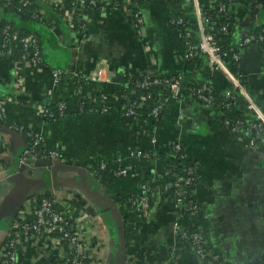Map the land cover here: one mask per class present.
Masks as SVG:
<instances>
[{"label": "crops", "instance_id": "crops-1", "mask_svg": "<svg viewBox=\"0 0 264 264\" xmlns=\"http://www.w3.org/2000/svg\"><path fill=\"white\" fill-rule=\"evenodd\" d=\"M38 1L47 8L43 0ZM259 1L262 0H230L236 25L224 46L230 54L238 55V68L234 73L239 71L250 97L264 107L261 46L240 47L246 35L264 27V2L260 4ZM191 5V0H150L143 5L141 36L123 11L90 13L86 37L75 39L77 48L72 45L67 26L55 25L52 31L49 30L50 35L42 37L44 40L53 37L57 46L46 42L43 63L27 68L21 76L10 66L8 59L0 60V98L11 96L0 99V104H4L0 110V125L7 126V121H13L25 132L40 138L46 149L56 150L70 161L65 163L70 166L61 170L56 167L57 171L51 177L58 187L52 186L50 190H69L88 200L94 236L99 244H104L97 254L98 264L111 263L113 232L87 193L106 194L116 202V197L135 194L139 189L131 177L114 183L97 180L88 172L87 166L93 164L96 157L104 161H114L119 155L127 157V150L136 147L137 133L125 122L123 99L121 102L113 100L107 113L94 110L77 114L75 110L53 122H46L39 108L43 100L48 101L55 93L71 105L78 94L97 97L96 90L103 89L106 94L115 96L122 90L125 79L150 71L166 78L185 75L189 84L201 81L211 84L216 94L233 92L239 96L235 110L229 112L190 100L179 103L168 100L162 121L150 129L154 132L156 145L147 138L141 148L164 152L174 143L181 144L201 173L195 187L200 213L191 218L177 217L170 203L164 204L156 197L149 215L137 220L136 244L127 242L126 264L130 261L133 264H198L190 249L175 235L176 221L184 228L196 229L205 241L206 251L227 264H264V141L249 147L225 127L226 115L236 119L234 116L241 113L246 122L256 119V115L250 110L248 101L234 90L226 74L209 69L205 56H198L193 63L187 59L186 35L173 21L177 15L190 17ZM181 10L183 14L177 13ZM59 68L90 78L103 69L104 78L85 85L80 92L74 84L67 82L55 89L52 72ZM18 87L19 96L16 95ZM12 131L15 133L13 142L9 136L0 134V183L7 184L0 192V203L13 186L8 179L20 172L19 153L26 147L23 135ZM124 164L144 175L154 167L153 163H139L133 159H124ZM70 168H82L87 172L79 173ZM32 171L33 178H40L44 173L41 169ZM116 204L125 228L130 230L127 222L130 206H123L121 202ZM9 230L10 224L0 225V247ZM30 257L26 255L22 263L31 264ZM37 264H45V261Z\"/></svg>", "mask_w": 264, "mask_h": 264}, {"label": "built area", "instance_id": "built-area-1", "mask_svg": "<svg viewBox=\"0 0 264 264\" xmlns=\"http://www.w3.org/2000/svg\"><path fill=\"white\" fill-rule=\"evenodd\" d=\"M5 1H16L18 4L23 7L31 4V0H5ZM86 1L88 0H78L77 4L70 7L69 11L67 10V4L65 0H43V3L47 5V8L51 9L55 14L65 23L68 27L69 34L71 35V40L73 47L77 48V43L75 42L76 37L80 36L82 38L86 37L88 32L87 24L88 17L86 15V26L83 32L78 34V30L75 28V22L80 21L84 15L82 12L85 10ZM181 1V0H178ZM192 7L194 8L195 22L188 21L186 23L187 30L189 32L186 34L185 45L187 48V59L190 61L196 62L198 56H205L208 60V67L211 71L222 72L228 76V79L234 86V90L239 92L247 101L250 106V110L256 115L258 121L257 124L250 125V129L257 131L256 138L251 137L249 133L242 129L243 124L242 120L238 118H230L226 115L224 125L228 130L238 139L246 143L249 147H256L259 142L264 141V137L261 136V130H264V112L262 111L261 104L254 102L249 95L248 90L244 86V80L242 75L232 72V63H238L239 57L237 54H230L228 50L224 52V43L218 41L215 38L214 34V25L208 21H204L202 17V11L200 7L199 0H191ZM210 3L214 0H209ZM94 7L98 4H103V6L93 13L105 14L109 13L107 7H114L113 11H123L128 18L131 19L132 28L135 32L141 36L144 26L143 21V6L139 4V0H91L90 2ZM14 15L23 17V11L16 9L12 11ZM182 13V10L177 12ZM40 18L44 22V27L50 31L55 28L54 23L44 21L46 19L45 11L42 10L38 12ZM186 16H181L177 21V24L183 25ZM187 21V20H186ZM221 33L225 34V37H228L227 28H222ZM198 36V43H194L193 36ZM258 45L261 46L262 52L264 54V28L257 35H246L240 44V47H245L249 45ZM7 47L11 49H19L25 53V60H27L25 66H19L18 62H10L9 59L11 55L6 53L3 60L10 62V66L14 68L18 76H21L26 72L27 68L41 65L42 59L40 57V52L36 45V40L29 37L23 40H17V38H11ZM232 61V62H231ZM231 62V63H230ZM103 69L96 71L95 74H92V77H83L76 71H67V70H58L52 72L53 86L55 89L59 88L60 85H63L65 82L75 85V80L84 79L86 83L100 82L103 76ZM185 75H178L173 78L160 77L157 73L153 71L146 74L132 75L129 77V82L135 84L137 88L148 89L153 86H161L164 89L169 91L168 100L176 101L177 103L190 100L193 102V97L196 95L199 99H202L207 106H214L215 102L219 99L226 98L228 100L234 99L233 92H227L224 94H216L212 85L205 84L206 86L200 89H185L189 83H187ZM22 83V82H21ZM184 87V88H183ZM16 95L19 96L20 89L17 88ZM82 89V88H81ZM187 92V95L184 96ZM80 92V90H79ZM51 94V93H50ZM85 95V94H84ZM51 98H48L50 100ZM91 103H95L97 97H88ZM123 98L119 95L111 96L110 94H101L99 97L98 110L99 113H107L110 103L113 100L121 102ZM144 105H150V120L152 123L157 121L160 108L162 104L160 101L154 102L151 97L143 99ZM2 105H4L2 103ZM0 104V110L2 109ZM70 105V103H69ZM220 106L223 108L231 109L232 104L221 103ZM69 107V108H68ZM60 110H69L75 111L72 106H68L66 103L60 105ZM122 109V111H125ZM94 111L93 109L89 112ZM128 116L135 118L136 113L134 110L129 109L127 111ZM225 112V111H224ZM39 113L41 115H46L47 110L43 107L39 108ZM124 115V113H123ZM2 118V117H0ZM153 131L151 130V136L147 138L150 139L151 144L154 146L157 143L156 138L153 137ZM37 137V136H36ZM38 138V137H37ZM40 139V138H39ZM1 143V142H0ZM39 143L36 141L33 144H29L26 147V150L19 158L20 167H30L34 161L39 158L35 155V150L37 149ZM173 146L175 152H181L180 155L183 161H190L191 159L179 143H174ZM169 147V148H170ZM46 148V147H45ZM126 156H118L115 160L120 162L123 169L116 174L119 179L131 177L132 180L137 176V172L133 171L129 167L125 166L124 159H133L137 162L144 161L143 163H153L154 167L149 170L146 177L148 178L149 183H154L157 180L161 179L166 182H169L171 178L170 172L164 171L162 167H158V162L151 161V158L148 154H144V149L136 146L135 148H130L126 152ZM44 159H60L64 163H68V159L61 156V153L56 150H51L48 154V157ZM192 161V160H191ZM140 163V162H139ZM92 165L87 166L88 172L97 180L104 182V175L102 172L98 173L96 170L92 169ZM183 174H187L189 177L184 179H179L177 183L174 184V192L172 197H164L161 194V190L156 188H151L150 186H140L138 192L135 194H129L125 197L118 198L116 197V202L119 201L121 204H124V198H129L132 196H137V199H129V216H128V226L131 231L137 229V220L141 218H146L149 215L151 210V201L150 194H157V197L161 198L162 202L170 203L177 214V217H194L200 213V205L196 201L195 187L199 180L195 177V171L199 170L198 165L196 169H191L189 166L183 163ZM106 168L105 165H102L101 170ZM32 170V169H29ZM28 170V171H29ZM33 178V176H32ZM114 183V182H113ZM193 186L194 190L192 191L193 199L187 201L185 198L187 193L185 188ZM168 188V187H167ZM165 189L166 191L168 189ZM4 190V184L0 183V192ZM48 197V198H47ZM39 202V205L36 203ZM90 204L88 200L84 197L78 196L75 192L67 190H42L38 193L33 194V196L27 200L21 211L19 212L17 219L11 225V228L8 233V243L0 247V264H23L22 258L26 255H30V263L37 264L45 261V264H98L97 254H99L100 247L104 244H99L96 241V237L93 232V217L90 215ZM175 235L180 239L184 245H186L195 258L198 261V264H227L225 261H222L218 257L210 255L206 251V244L201 236V234L196 229H187L183 226H180L178 221L174 223ZM136 241L133 240L130 243ZM55 259L57 260L54 263ZM100 263V262H99ZM130 264H133L130 261ZM170 264V263H169Z\"/></svg>", "mask_w": 264, "mask_h": 264}, {"label": "trees", "instance_id": "trees-1", "mask_svg": "<svg viewBox=\"0 0 264 264\" xmlns=\"http://www.w3.org/2000/svg\"><path fill=\"white\" fill-rule=\"evenodd\" d=\"M77 1L78 0H65L67 4V10L65 11L64 14H66L69 11L71 6L77 4ZM149 1L150 0H139V4H142L143 6ZM199 1H200L202 17L204 21H208L212 23V25H214V27L216 28L214 29L215 38L218 41H222L224 43V41L228 37H230V35L233 33L235 29V25H236V20L230 9V4H231L230 0H214V2L212 3L208 1L204 4L201 2L202 0H199ZM90 2L91 0L86 1L85 10L82 12L84 17L80 21L75 22V28L76 30H78V34L79 33L81 34L86 26V19H85L86 15L88 16V14L97 11L103 6V4L100 3L96 7H94ZM259 2L260 4H262L264 1L262 0ZM44 8L45 7L41 3H39L38 0H34V1L31 0V4H29L26 7H23L22 5L18 4L16 1L0 0V60H3L5 58L6 53H8L11 55V58L9 59L11 63L18 62L19 66H22V67L25 66L27 62V60H25V53L19 49H15V48L11 49L10 47H7V43L12 37L17 38V40H23L29 37L35 39L36 45L40 52L41 59L43 58V49H44V44L46 42L57 46L56 44L57 42L53 37H51L50 39H45V40L42 37L43 35H50V33H49V30L44 27V22L40 18V15L38 14V12L42 10L45 11L46 19H44V21H48V22L54 23L59 26H61L62 24L65 26L67 25L63 23V21H61V19L51 9L49 8L44 9ZM16 9L23 11V14H24L23 17H19L18 15H14L12 13V11H15ZM114 9H115L114 7H107V10H109V12H113ZM177 16L178 18L174 19L175 21H173L174 22L173 24L175 26H178L179 29L186 35L189 32V30H187L186 23L188 21L195 20L194 8H192L191 10L190 17L188 16L185 17V20H184L185 22L183 25L177 24V21L180 18L179 15ZM222 28H227L228 34H229L228 37H225L226 35L221 33ZM263 28L264 27L258 28L255 31H253L254 33L252 32L248 35H252V34L257 35ZM193 40H194V43L197 44L199 42L198 36L194 35ZM226 51L227 49L224 47V52ZM235 64L236 66H238L237 63ZM58 70H63V69L59 68ZM128 80L129 78L125 79L124 86L122 90L117 91V95L123 98L122 103L126 107V110L123 112L126 118L125 119L126 124H130L137 133V140H136L135 146L141 147L142 143L147 139V137L151 136L150 129L152 128V126L158 125L162 121L165 115V111L167 109V99L169 98L170 93L167 89H164L161 86H153L148 89H140V88H137L135 84L129 82ZM89 84L90 83H86L84 79L75 80V87L78 88L79 90L85 85H89ZM205 84H206L205 82H201V81L195 82L194 81L190 83L189 85H187L185 89H189V90L190 89H200L206 86ZM102 91L104 90L103 89H101L100 91L96 90L97 100L95 103H91L86 95H83V94L76 95L73 101L74 105L72 104L73 106L71 104L69 105V101L63 98L60 94L55 93L53 94L50 100L42 101L43 109L48 111L46 115H42L44 117L43 119L46 122H53L56 120L63 119L68 114H70L72 111L69 113V110H60V105L63 103H66L70 107L72 106L73 109L75 108V110L77 111V114L88 113L92 109L97 111L98 104L100 102L99 101L100 95L107 93L105 91L104 92ZM187 92L188 91H186L185 93V90H184L183 92L184 96L187 95ZM238 96H239L238 94L236 95L234 94V99L232 100H228L226 98L219 99L217 100V102H215L214 106L218 108L220 111L227 112L228 109L223 108V106H220V104L230 103L232 104L231 110L233 109L234 111L235 101L237 100ZM8 97L9 96L7 95L0 99L4 100V99H8ZM147 97H151L153 103L154 102L158 103L160 101V103L162 104L158 119L157 121H154L153 123L150 120V110H149L150 105H147V104L143 106L141 105V103H143V99H146ZM9 98H11V96ZM12 98L14 99V97ZM193 99H194L193 101L196 102L198 105L207 106L206 103L202 99H199L196 95L193 97ZM129 109L135 111L136 113L135 118L128 116L127 111ZM234 117L242 120L241 121V123L243 124L242 129H244V131L249 133L251 137L256 138L257 131L250 129V125H252V123L257 124L258 123L257 119L248 120L250 122H246L247 119L244 116H242L241 113L237 114V116H234ZM6 124L12 130L23 135L25 139L26 147L29 144H33L36 141H38L39 145L37 149L35 150V155L37 158L42 159V158L48 157V154L51 150L46 149L42 141L39 138H37L36 135L25 132L20 126L16 125V123H14L13 121L9 120L7 121ZM261 136L264 137L263 129L261 130ZM26 147L21 153H19L20 156L26 150ZM143 149H144V154H148L151 158V161L153 162L157 161L164 171L168 170L170 172L169 178L171 179L169 180V182L159 179L156 182L150 184L146 175L137 172L136 173L137 176L133 179V182L138 188L140 186L147 185V186H150L151 188H156V189L161 190V194L164 195V197H169V196L172 197L173 192L175 190L174 184L177 183L178 178L186 180L189 177L187 174H183V168H184L183 163L189 166L193 170L196 169L197 163L191 160L183 161L180 158L181 157L180 155H182V153L175 152V150L173 149V146L168 148V150L164 152L159 151L157 149H152V148L151 149L143 148ZM139 162H144V161H139ZM102 165L106 166L104 170H101ZM92 169L94 171L96 170L98 173L102 172V174L105 177L104 181H110L113 183L119 179V177H117L116 174L120 172L121 169H123V167L121 163L116 162V160L104 161L100 157H96L94 159ZM19 171H21L20 167H19ZM23 172L30 177L34 176V171L32 170H29V171L26 170ZM200 176H201V173L199 172V170L195 171V177L198 180L200 179ZM18 182H20V180ZM6 186L7 184H4V187ZM166 188L168 189L167 191L165 190ZM46 190H50V188ZM185 190L186 192H188L185 197L187 201L192 200L193 199L192 191L194 190V187L191 185L185 188ZM39 191L40 190H36L33 192V194L38 193ZM156 197H157V194H150L151 207H153V202ZM131 198L132 200L137 199V196L124 198L123 206L129 207L131 202L130 204L128 202H129V199ZM7 204L5 202L4 208L2 207L3 211L2 210L0 211V225L1 226H5V225L8 226L9 224L11 226L14 223V221L17 219V216L19 212L21 211L20 210L17 213L15 212L14 209H12L14 207H11L9 205V202ZM36 205H39V202H37ZM11 217H14L13 221H11ZM8 239L9 237L7 236L5 241L2 243V245L7 244ZM136 239H137V234L134 231L126 229V241L130 243L131 241L136 240ZM56 262L57 260L55 259L54 263Z\"/></svg>", "mask_w": 264, "mask_h": 264}, {"label": "water", "instance_id": "water-1", "mask_svg": "<svg viewBox=\"0 0 264 264\" xmlns=\"http://www.w3.org/2000/svg\"><path fill=\"white\" fill-rule=\"evenodd\" d=\"M262 111L264 112V107L262 108ZM0 134L7 135L10 137L12 142L14 141L15 133L8 126L0 125ZM64 166L70 165L65 164L60 159H38L34 161V163L30 167H21L20 172L16 173L8 179L9 182L13 183V186L3 197V201L0 203V211L2 210V207L4 208V203L6 202L7 204L9 202V205L11 207H14L12 209H14L15 212L18 213L22 209L23 204L33 196L34 191L48 189L52 186L58 187V185L54 183V178H52L51 176L54 174L56 167L61 170L62 168H64ZM29 169H41L44 170V173H42V176L40 178H27L24 175L23 171ZM72 170L79 173L87 172L82 168H74ZM19 180L20 182H18ZM87 194L96 206V209L107 221L111 231L113 232L111 237L114 255L111 256L110 264H126V250L128 246V243L126 241V228L124 222L120 218L118 205L106 194L100 196L98 193L93 191H90ZM13 220L14 217H11V221Z\"/></svg>", "mask_w": 264, "mask_h": 264}, {"label": "rangeland", "instance_id": "rangeland-1", "mask_svg": "<svg viewBox=\"0 0 264 264\" xmlns=\"http://www.w3.org/2000/svg\"><path fill=\"white\" fill-rule=\"evenodd\" d=\"M225 47V46H224ZM226 48V47H225ZM227 49V48H226ZM232 65V72L234 73L235 72V70H236V68H238V66H236V64H235V62L233 61V63L231 64ZM238 70V69H237ZM238 74H240L239 73V71H238ZM250 124V123H249ZM104 246V245H103Z\"/></svg>", "mask_w": 264, "mask_h": 264}]
</instances>
